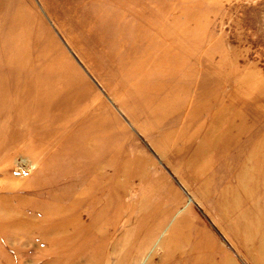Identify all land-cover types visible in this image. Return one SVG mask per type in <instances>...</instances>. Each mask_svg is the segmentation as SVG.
<instances>
[{
  "label": "rangeland",
  "instance_id": "374dc122",
  "mask_svg": "<svg viewBox=\"0 0 264 264\" xmlns=\"http://www.w3.org/2000/svg\"><path fill=\"white\" fill-rule=\"evenodd\" d=\"M0 106V232L33 234L2 264H66L38 234L97 221L79 264H259L264 0H0Z\"/></svg>",
  "mask_w": 264,
  "mask_h": 264
},
{
  "label": "bare ground",
  "instance_id": "6f19581e",
  "mask_svg": "<svg viewBox=\"0 0 264 264\" xmlns=\"http://www.w3.org/2000/svg\"><path fill=\"white\" fill-rule=\"evenodd\" d=\"M61 67V66H60ZM63 68V67H62ZM39 82V81H38ZM40 84H41V82H39ZM42 86H44V84H42ZM23 88L21 89V90H19L18 89V91H20V93L22 92L23 94H25L24 92L25 91H27L28 90V88H29V91L31 92V95H32V98H31V101L33 102V104H34V106H33V108H32V110H29L30 112L29 113H35V112H38L39 113V116H40V119H43V118H45L44 116H45V109L47 108V107H45V108H42L43 106H45L46 104H49V102H50V100H53L54 98H50V95H49V92H47L46 91V89L45 88H42L35 80L34 81H31L29 84H28V82H26L23 86H22ZM8 95V94H7ZM7 95H6V93L5 94H3L2 96H1V101L3 100L4 101V105H6V106H8V105H10V104H8V102H10V100L7 98ZM22 97H24L23 95H22ZM21 97V98H22ZM48 107H49V105H48ZM1 108H2V106H0V111H1ZM48 110H49V108H48ZM254 156V155H253ZM248 157V156H247ZM252 157V156H251ZM250 157V158H251ZM257 157V156H256ZM262 157H264L263 155H262ZM246 158V157H245ZM252 159V158H251ZM253 159H254V157H253ZM246 160V159H245ZM244 160V161H245ZM247 161V160H246ZM251 164V163H250ZM254 164V163H253ZM244 165H247L246 163L244 164ZM257 165V164H256ZM248 166V165H247ZM252 166V165H251ZM251 169V168H250ZM244 170V169H243ZM242 170V171H243ZM253 170H254V168H253ZM256 170V169H255ZM249 171V170H248ZM251 171V170H250ZM249 171V173H251ZM264 172V171H263ZM239 173V172H238ZM241 173V172H240ZM254 173V172H253ZM251 175H252V173H251ZM251 175H249V176H251ZM239 176V175H238ZM241 179V178H240ZM249 179H251V178H249ZM248 179V180H249ZM257 179V178H256ZM246 180H247V178H246ZM206 181V180H205ZM208 181V180H207ZM254 182V181H253ZM244 183V182H243ZM250 183V182H249ZM264 184V183H263ZM242 185V184H241ZM245 185V184H244ZM253 185V184H252ZM243 186V185H242ZM254 186V185H253ZM210 187V186H209ZM225 191V190H224ZM232 192H233V190H232ZM243 192V191H242ZM252 194V193H251ZM250 197H251V195H250ZM262 197H263V194H262ZM232 198V197H231ZM257 198V197H256ZM256 198H255V201H256ZM223 199V198H222ZM258 199V198H257ZM253 200V199H252ZM232 201V200H231ZM247 201V200H246ZM258 201V200H257ZM256 201V202H257ZM255 202V203H256ZM254 203V202H253ZM263 203V202H262ZM230 204V203H229ZM252 204V203H251ZM261 204V203H260ZM259 204V205H260ZM233 205V204H232ZM235 205V204H234ZM254 205V204H253ZM264 205V204H263ZM252 206V205H251ZM255 206V205H254ZM238 207V206H237ZM241 207H242V205H241ZM256 207V206H255ZM258 207H260V206H258ZM250 208H252V207H250ZM246 210V209H245ZM259 210H260V208H259ZM262 210V209H261ZM260 210V211H261ZM264 210V209H263ZM263 210H262V212H263ZM251 212H252V210H251ZM258 212V211H257ZM244 214H245V212H243ZM247 213V212H246ZM252 214V213H251ZM254 215V214H253ZM244 215H242V217H243ZM248 216H249V214H248ZM255 217V216H254ZM83 218V217H82ZM250 218V217H249ZM1 219L2 220H4V221H6L7 223H9V225L12 227V228H14V229H11L10 231H4V232H0V245H5L4 246V248H6L7 249V246L6 245H8L9 246V244H12L14 241L16 242L17 240H20V241H28L30 238H31V240H32V236H33V234H32V228H31V226H30V229L25 225V224H20V223H18L17 222V219H16V217L14 216V213L13 212H3L2 214H1ZM62 220V219H61ZM251 220V219H250ZM257 220V219H256ZM98 222L99 221H97V222H92V223H89L88 225H86L87 226V232H86V234L84 235L83 233L81 234V232H82V229H81V227L82 226H78V225H72V224H66V226L64 227V228H62V230H60V229H56V228H53V229H47V231H46V233L45 232H43L44 233V235H42V234H38L39 235V237L41 236V239H42V242L44 243V244H47L48 246H50L52 243L51 242H49V241H45V239L46 238H50V237H52V238H61L63 241V243H61V246H62V250H63V253L65 254H68V253H70V252H72L71 254H70V256H69V262H67L66 264H79L78 263V261H81V259H80V252L81 251H85L83 248H82V246H79V242L81 241V236L82 237H91L90 239H89V242H91V244H90V248H93L95 245H97L95 242H92L91 240H92V238H93V235L92 234H94L96 231L97 232H99L98 231V229L100 230V228H98ZM253 222V221H252ZM254 222H255V220H254ZM243 223H245L244 224V226L247 224V221H246V219L244 218L243 219ZM82 224V223H81ZM241 224V223H240ZM257 224V223H256ZM256 226V225H255ZM261 226H264V225H262L261 224ZM241 227V226H240ZM83 228V227H82ZM242 228V227H241ZM252 229H254V227L252 228ZM261 229H262V227H261ZM44 229H42L41 231H43ZM101 231V230H100ZM112 231V230H111ZM115 231V230H114ZM236 231V230H235ZM261 231V230H260ZM102 232V231H101ZM238 232V231H237ZM243 232V231H242ZM239 233V232H238ZM255 233V232H254ZM100 234V233H99ZM102 234V233H101ZM105 234L103 233V236H104ZM245 235V234H244ZM102 236V237H103ZM244 237V236H243ZM84 239V238H83ZM244 239V238H243ZM246 239V238H245ZM255 239V238H254ZM253 239V240H254ZM257 239V238H256ZM54 240V239H53ZM259 240V239H258ZM60 241V240H59ZM110 241V240H109ZM121 241V240H120ZM248 241V240H247ZM261 241V240H260ZM58 242V241H57ZM112 242V241H111ZM110 242V243H111ZM123 241H121V243H122ZM245 242V241H244ZM21 243V242H20ZM58 243H60V242H58ZM120 243V244H121ZM148 243V242H147ZM256 243V242H255ZM54 244H56V243H54ZM250 244V243H249ZM248 244V245H249ZM34 245V244H33ZM60 245V244H59ZM118 245V244H117ZM254 245V244H253ZM52 247H53V245H51ZM123 246V245H122ZM252 246V245H251ZM258 246V245H257ZM261 246V245H260ZM40 247V246H39ZM73 247H76V250H73V251H76V252H73V251H70ZM199 247H200V245H199ZM58 248V247H57ZM51 249V248H50ZM173 250H175L176 252L178 251L177 249H174V248H172ZM182 249V248H181ZM187 249V248H186ZM185 249V250H186ZM51 250H53V251H55L56 249L54 248H52ZM49 251V253L51 252V254L53 255V256H57L58 254H56V253H58V252H53V251ZM92 250V249H91ZM106 250V249H105ZM104 250V251H105ZM184 250V249H183ZM188 250V249H187ZM198 250V249H197ZM254 250L256 251V253H257V256H258V258H256V259H254V261H255V263L258 261L259 262V264H262V262H263V257H261V255H263L264 254V252H263V247H261L260 249L259 248H257V249H255L254 248ZM10 251H15L14 253H15V255H17L18 256V258H19V260L20 261H23V257H22V255L21 254H23V252H24V247H13V248H11L10 249ZM33 251V250H32ZM102 251V250H101ZM172 251V250H171ZM44 252H46V251H44ZM222 252V251H221ZM224 252V251H223ZM222 252V253H223ZM263 252V253H262ZM75 253H76V255H75ZM170 253V252H169ZM247 253V252H246ZM255 253V254H256ZM90 255H92V257H91V259L89 260H87L84 264H101L102 263V260H105L106 262L108 261V257L106 256V255H104L103 254V256H102V259H100V254H97V253H95V252H93V251H91V253H89ZM50 255V254H49ZM59 255H61V254H59ZM62 256H64V255H62ZM111 256V255H110ZM169 256H171V255H169ZM260 256V257H259ZM67 257H68V255H67ZM140 257L141 256H139V259H140ZM247 257V256H246ZM15 259H16V257H14ZM245 258V257H244ZM139 259H138V262H140L139 261ZM171 260V259H170ZM247 260V259H246ZM4 261V258H3V254L1 253V250H0V264H2V262ZM39 261V260H38ZM250 261V260H249ZM27 262H29V263H31V261L30 260H28ZM72 262V263H71ZM176 262V261H175ZM224 262L226 263V264H229V262L230 263H233V264H236L235 262H234V259H232V257H230V256H228L227 257V260H225V261H223V263H221V264H224ZM251 262V261H250ZM34 263H36V261L34 262ZM136 263V262H135ZM109 264V263H108Z\"/></svg>",
  "mask_w": 264,
  "mask_h": 264
}]
</instances>
